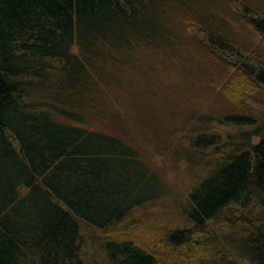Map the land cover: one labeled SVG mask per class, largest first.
<instances>
[{
  "label": "trees",
  "instance_id": "1",
  "mask_svg": "<svg viewBox=\"0 0 264 264\" xmlns=\"http://www.w3.org/2000/svg\"><path fill=\"white\" fill-rule=\"evenodd\" d=\"M252 104L264 0H0V264H92L89 231L102 264H264ZM137 134L195 176L160 230L141 214L164 191Z\"/></svg>",
  "mask_w": 264,
  "mask_h": 264
},
{
  "label": "rangeland",
  "instance_id": "2",
  "mask_svg": "<svg viewBox=\"0 0 264 264\" xmlns=\"http://www.w3.org/2000/svg\"><path fill=\"white\" fill-rule=\"evenodd\" d=\"M227 55L230 57V59H232V61H235L237 63H249L245 56L238 54ZM250 106L252 108V112L264 114V105L252 104ZM214 127L216 128L215 133L220 137L221 142H224L226 137L228 135H232V133L234 132V129L231 125L215 124ZM253 129L254 128L252 127H245L242 128L241 131L249 132ZM137 136L140 137L137 139V144H139V146L141 147V151H143L146 157L149 158L148 163L150 164V166L158 173V176L163 183L164 191L161 198L156 202L148 204L147 210H143L141 214H146L148 216L150 222L148 224L151 225L154 230H160V226L162 228V226L164 225L163 223L174 224V222L179 221L180 213L178 208L180 204L184 202L189 188L194 185L195 176H193L188 167V164L185 161L175 159L169 153L160 154L159 152H156V150L153 148L154 145L149 142L147 143L145 139L141 140L143 135L137 134ZM189 136L190 135L187 132H182L177 135V138L178 141L184 146L190 147ZM85 235L88 243L86 247V256L89 257L92 264H102L104 260L106 261V257L99 250L98 237H94L95 233H93L92 231L86 232ZM140 241L146 242V240Z\"/></svg>",
  "mask_w": 264,
  "mask_h": 264
}]
</instances>
